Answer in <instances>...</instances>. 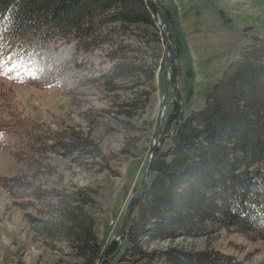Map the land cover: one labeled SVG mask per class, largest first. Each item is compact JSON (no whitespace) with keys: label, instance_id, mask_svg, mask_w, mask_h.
<instances>
[{"label":"trees","instance_id":"16d2710c","mask_svg":"<svg viewBox=\"0 0 264 264\" xmlns=\"http://www.w3.org/2000/svg\"><path fill=\"white\" fill-rule=\"evenodd\" d=\"M159 5L170 24L175 50L180 54L178 35L174 33L176 10L160 2ZM218 13L227 20L224 10L219 9ZM157 28L154 7L147 0H0V56L6 69L0 75V111L9 117L13 112L10 89L4 86L3 78L30 80L28 67L35 54L42 51L49 40L64 38L74 43L75 53L102 50L109 62L108 69L88 79L99 89L117 93L136 85L139 80L144 83L145 86L134 91L135 95L116 100L118 112L134 115L144 108L154 88L160 48L154 52L147 43L159 39ZM171 71L175 77V66ZM262 71L264 37L253 35V41L237 47L208 88L203 105L176 122L165 147H155L150 163L153 175L141 195L132 200L133 211L127 221L125 245L118 254V261L129 264H264V260L245 262L211 247L146 246L153 239L207 233L213 224L251 239L264 238ZM236 89L258 90L261 94L253 97L241 93L234 95L233 100H226V95ZM178 109L174 101V111L165 121L166 128L172 125ZM225 115L233 117L224 120ZM1 126L29 149L28 155L52 147L53 143L47 142L50 131L40 129L35 122L14 120L11 124L10 119L8 123L0 122V131ZM66 131L71 132L72 140L59 141V144L67 153L81 151L92 141L73 129ZM0 182L13 196L32 192L40 200L48 197L46 205H56L58 211H54L61 218L50 219L47 212L44 219L36 218L40 221L37 227L49 239H67L84 264H95L102 253L107 255L116 248L113 240L104 251L97 240L94 218L84 208L85 204L94 202L89 187L58 192L18 175L0 176ZM53 197L57 198V204L49 200Z\"/></svg>","mask_w":264,"mask_h":264},{"label":"rangeland","instance_id":"374dc122","mask_svg":"<svg viewBox=\"0 0 264 264\" xmlns=\"http://www.w3.org/2000/svg\"><path fill=\"white\" fill-rule=\"evenodd\" d=\"M156 1L176 10L174 33L178 35L180 54L176 52L170 38L171 31L168 36L172 45L171 67L177 69L173 84L179 94L177 103L183 107V119L192 109L203 105L208 88L219 77L237 47L253 41V35L264 37V0H194L198 4V7H193L198 9L194 13L197 29L192 30L194 34H190L199 38L192 40L195 42L192 46L188 43H192L191 35L184 38L176 26L177 20L182 19L187 12L185 4L181 0ZM219 9L224 10L227 20L220 17ZM190 19L189 16V23ZM157 27L159 39L147 43L154 48V52L160 48V64L155 69L154 88L144 108L138 109L132 116L118 112L116 100L135 95L134 91L145 86L144 83L139 80L136 85L117 90V93L99 89L88 79L107 70L109 66L102 50L95 48L91 52L74 53V43L64 38L48 41L43 51L35 57L31 71L34 83L11 82L9 79L3 81L10 88L11 117L18 121L30 120L38 124L40 129H48L51 135L47 142L53 144L44 151L28 155L29 149L10 133L11 137L2 139L0 144V176L18 175L58 192L89 187L94 202L85 204L84 208L94 218L97 240L102 248L113 240L118 246L116 258L111 264H129L127 261L117 262L125 238L119 240L115 235L130 194L143 182L156 128L157 136H164L156 146L162 148L169 142L167 131L170 129L165 127V121L174 111L171 89L165 97L162 117L157 122L164 93L163 70L167 59L166 42L162 30ZM214 34H219L222 41H217ZM260 75L264 80V71ZM259 92L236 89L227 94L225 99L233 100L234 95L241 93L256 97L260 96ZM0 116L4 118L0 120L3 124L10 119L11 124L14 121L3 111ZM232 117L225 115L223 119ZM70 129L88 136L91 143L81 151L67 153L59 141L72 140L73 135L66 131ZM86 148H90L89 151ZM152 175L153 171L149 169L148 180ZM47 200L48 197L40 200L32 192L13 196L0 182V264H84L75 246L67 239H49L37 227L40 221L36 218L44 219L47 212L50 219L61 218L56 212L58 207H48ZM49 200L58 203L56 197ZM212 226L207 233L153 239L146 246L211 247L249 263L264 260V238L251 239L218 224Z\"/></svg>","mask_w":264,"mask_h":264},{"label":"water","instance_id":"95a60500","mask_svg":"<svg viewBox=\"0 0 264 264\" xmlns=\"http://www.w3.org/2000/svg\"><path fill=\"white\" fill-rule=\"evenodd\" d=\"M147 1L151 2L153 7H154V12L156 15V23L158 24L159 28L162 30V35H163L164 40L166 42V48H167V59H166V63H165L164 70H163V76H164V80H165L164 93H163V99L161 102V106H160V109H159V112L157 115V122H158L162 117V112H163V108L165 105V97H166L169 89H171L173 98L175 100H177L179 102L180 99H179V95H178L177 90H176V86L174 84L171 85V83L168 85V83H167V75L168 74H169L170 79L171 80L173 79L172 75H171L172 45H171V42H170V39L168 36L170 31H171L170 25L168 24L158 2L156 0H147ZM182 116H183V107L180 106L177 118L179 120H181ZM173 127H174V124H173L172 128ZM163 138H164V136H159V137L157 136V128H156L155 133H154V140L151 143V146L149 148V157H148L147 163L145 165L143 182L137 190H135L134 192H132L130 194L129 199H128L126 206H125V212H124L122 222L119 226L118 232L116 233L115 237L118 235V236H120V238H122V235L124 234L129 215L131 214V212L133 210L132 200L134 197L141 195V193L143 192V190L147 184V181H148V170H149V166L151 163L152 156L154 154V149L158 143V140H159V142H161ZM106 258L107 257L105 255H102L96 264H101L102 261Z\"/></svg>","mask_w":264,"mask_h":264},{"label":"crops","instance_id":"0c3cea01","mask_svg":"<svg viewBox=\"0 0 264 264\" xmlns=\"http://www.w3.org/2000/svg\"><path fill=\"white\" fill-rule=\"evenodd\" d=\"M185 5H184V8H185V11L187 10L186 14L183 15V18L182 19H178L177 22H176V26L179 30V32L181 33V35L185 38V36H188V35H191L190 33L194 32L195 31H192V30H196L197 29V25H196V15L194 14L195 12L198 11V9H195L193 7H198V4L194 2V0H181ZM189 9V10H188ZM191 17V22L189 23L187 18L188 17ZM188 26V27H187ZM189 29H191L189 31ZM197 35H191L192 39H191V42H188L190 44V46L194 45L192 40H195L196 38H199L198 36L196 37ZM195 37V38H194ZM214 38H217L216 40L217 41H222L221 39V36L219 34H214ZM198 40V39H197ZM208 44V43H206ZM205 44V45H206ZM116 257H114L115 259ZM114 259L112 258L110 261H108V264H111L112 261L114 262Z\"/></svg>","mask_w":264,"mask_h":264},{"label":"snow or ice","instance_id":"6c2138e0","mask_svg":"<svg viewBox=\"0 0 264 264\" xmlns=\"http://www.w3.org/2000/svg\"><path fill=\"white\" fill-rule=\"evenodd\" d=\"M6 71L5 66L3 65V57L0 56V75L4 74Z\"/></svg>","mask_w":264,"mask_h":264},{"label":"bare ground","instance_id":"6f19581e","mask_svg":"<svg viewBox=\"0 0 264 264\" xmlns=\"http://www.w3.org/2000/svg\"><path fill=\"white\" fill-rule=\"evenodd\" d=\"M173 82H174L173 79L171 80L170 77H169V74H168V75H167V83H168V85H169L170 83H171V85H172ZM116 238H118L119 240L121 239L120 236H118V235L116 236Z\"/></svg>","mask_w":264,"mask_h":264}]
</instances>
